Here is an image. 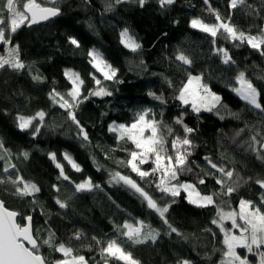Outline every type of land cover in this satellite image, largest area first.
Instances as JSON below:
<instances>
[{"label": "trees", "instance_id": "trees-1", "mask_svg": "<svg viewBox=\"0 0 264 264\" xmlns=\"http://www.w3.org/2000/svg\"><path fill=\"white\" fill-rule=\"evenodd\" d=\"M9 1L0 0L4 26ZM36 1L58 16L31 27L27 19L0 37V198L21 224L32 216L33 250L47 264L63 258L60 245L88 264H131L107 253L110 243L138 264H225L220 211L248 204L264 221V45L191 22L262 36L264 0ZM27 2L17 0L13 10ZM93 49L113 78L95 67ZM66 70L82 83L68 108L61 99L72 89ZM240 73L258 90L261 109L236 93ZM191 74L220 95L218 107L196 110L180 100ZM143 115L155 129L150 152L125 130ZM20 118L29 125L22 128ZM22 181L36 191L20 193ZM86 181L91 190L77 187ZM185 182L211 203L196 205L186 191L163 188ZM138 221L142 231L129 235L127 224ZM238 252L255 263L245 247Z\"/></svg>", "mask_w": 264, "mask_h": 264}, {"label": "rangeland", "instance_id": "rangeland-1", "mask_svg": "<svg viewBox=\"0 0 264 264\" xmlns=\"http://www.w3.org/2000/svg\"><path fill=\"white\" fill-rule=\"evenodd\" d=\"M17 0L9 1V13L7 18V24L3 25V20L0 18V37H3L7 33L12 34L14 30L20 27L28 19L29 15L24 13L27 6L36 0H28L19 11L13 10V5ZM53 2L55 0H47ZM241 0H233L232 5L236 6ZM43 6V5H41ZM192 27L204 30L211 34H217L223 31L231 39L247 40L252 46L261 47L264 45V34L262 36H246L232 29L227 25H211L204 22L201 19H193L191 22ZM123 41L126 46L132 50L137 48V44L133 38L127 34H123ZM9 43V42H8ZM10 44L8 45L9 48ZM93 49L91 51V57L95 67L106 77L113 78V71L111 68L102 60L101 56ZM225 61H229L230 57L225 50L221 51ZM4 58H0V63L4 62ZM66 75L72 83V89L68 92L67 96H62V105L64 108L73 107L81 93V79L77 72L73 70H66ZM238 85L235 88L236 93L247 103L254 107L261 109V103L259 101V93L255 86L245 76L244 73H240L237 77ZM180 100L184 104L191 105L196 110H208L212 107H218L221 104L220 95L215 92L203 79L201 75L191 74L189 76L188 83L180 95ZM143 115L140 120L130 127H125L126 132H130L135 138H137L140 144L144 147L146 152L153 150L156 143L155 129L153 121L147 119ZM29 120L26 118H20V126L26 127L29 125ZM65 159L69 164L76 170H80L81 167L75 162L74 158L69 154H64ZM135 167V165L132 163ZM59 166V165H58ZM19 183V181H18ZM264 186V183H263ZM80 189L91 190L93 186L89 181L81 182L78 186ZM168 192L177 194L181 190L186 191L187 198L190 202L196 205H206L211 203V198L200 194L194 185L189 182L183 183L181 186L167 184L164 187ZM33 186L22 181L21 187L19 188L20 193L27 192L33 194ZM162 210L161 212H163ZM216 224L223 230L225 234V242L227 246V257L225 264H264V221L259 212L254 213L250 210L248 204H244L239 211L237 210H221L220 214L216 219ZM144 224L138 221L136 224L128 223V234H139L142 231ZM243 239L245 243H243ZM246 248L247 254L250 257L254 256L255 263H251L250 258H244L239 255L238 248ZM58 251L62 253L63 258L57 261V264H88L82 257H77L72 254L69 248L62 245L58 247ZM107 253L112 256L118 257L124 261L130 262L131 264H138V262L131 259L130 255L125 253L121 247L115 243L108 244L106 249ZM181 264H191L187 261Z\"/></svg>", "mask_w": 264, "mask_h": 264}, {"label": "water", "instance_id": "water-1", "mask_svg": "<svg viewBox=\"0 0 264 264\" xmlns=\"http://www.w3.org/2000/svg\"><path fill=\"white\" fill-rule=\"evenodd\" d=\"M26 12L30 17L29 27L48 22L59 14L57 8L41 6L37 2L30 3ZM125 181L141 191L155 209L156 203L147 193L140 190L131 180L125 179ZM37 246L38 240L34 234L32 216L26 217L21 224L18 212L6 207L0 198V264H47L43 255L33 250Z\"/></svg>", "mask_w": 264, "mask_h": 264}]
</instances>
